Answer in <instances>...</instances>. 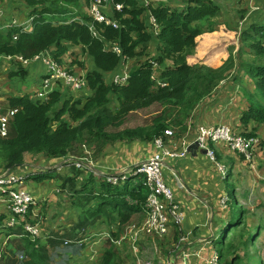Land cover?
<instances>
[{"label":"trees","instance_id":"1","mask_svg":"<svg viewBox=\"0 0 264 264\" xmlns=\"http://www.w3.org/2000/svg\"><path fill=\"white\" fill-rule=\"evenodd\" d=\"M25 1L32 7L29 15L33 19L29 30L21 32L16 27H10L5 34L0 32V56L19 55L23 60H30L34 56L54 48L52 57L56 58L66 52L65 44L81 45L87 60L90 61L88 69L85 71L89 95L86 98L79 96L73 101L70 98H65V93L55 91L51 92L45 101L32 100L28 96H7L6 109L16 110L11 118L7 137H0V167L8 170L21 167L25 157L23 154L26 152L43 154L49 158L50 162L65 157L73 150L75 142L83 139L84 134L107 144L121 143L120 140L126 137H138L130 139L131 141H152L166 128L155 127L149 133H146L143 128L136 129L138 127L123 128L127 121L126 118L130 114L146 110L152 105L162 102L181 104L187 102L186 99H190L189 102L195 104L202 97L212 93L215 89L214 86L224 80V74L219 70L211 69V67L226 62L233 64L231 54L226 60L224 59L225 61L217 60L219 62L215 66L209 64L208 68L201 64L199 59L191 57L194 56V52H205L206 58L216 54L211 51L207 43L211 38L210 33H213L214 30H208V33L205 34L194 26L197 22L212 18L219 12V7L210 2H198L194 6H187L183 11H178L164 3L156 7L151 4L146 7L139 4L137 0H114L115 3L123 6L121 12H115L112 17L118 22L119 27L113 29L96 25L99 36L94 38L88 30L89 17L86 15L77 14L75 16L80 22L71 18L68 23L66 20L65 23L63 21L54 23L53 18H48L49 15L59 13V5L79 7L78 0H52L49 5L45 4L43 7H39L36 0ZM70 1L75 4L67 3ZM144 12L151 13L157 22L159 32L155 37L146 33ZM13 36H16L15 40ZM152 39L155 41L158 51V58L154 59L159 66L157 79L166 85L157 87L152 82L150 79L152 67L148 60L129 70L125 84L113 83L110 75L117 70L121 58L108 50L111 44H117L124 56L132 58L143 55L145 49L143 45ZM240 40L247 45L249 51L253 52L255 58L264 57L263 22L251 23L247 30L241 33ZM140 45L142 49L136 52ZM166 61H170L172 66H167ZM242 69L254 81L255 94L259 99L257 101L249 99L250 104L247 111L242 113L240 122L243 125L248 123L264 124V65L247 63L242 65ZM24 72L18 66L15 73L22 74ZM111 99H114L116 107L110 110ZM63 115L68 116L70 123L65 121ZM75 122L78 124L73 126ZM142 135L144 138H141ZM244 135L253 136L252 133H244ZM72 171L74 170L72 169ZM54 173L50 170L32 172L27 181L42 183L54 179ZM87 174V178L93 175L88 172ZM70 178L67 180L70 183L78 180L77 176ZM136 178L135 187L138 188L128 191L125 186L120 191L119 186L108 185L103 180L101 188L105 191H102L101 195L98 192L93 193V196L100 197L101 201L98 203L96 213L91 210L86 212L89 217L108 212L107 210L110 208V213L119 217V221L116 222L122 225L127 223L134 214L142 213L147 191L142 181H138V177ZM130 179L123 184L126 185L134 181ZM81 181L80 192L84 191L85 185L91 180L81 179ZM30 192L33 194L31 190ZM27 220L30 222L29 216H27ZM228 221V227L221 234L224 238L229 233L228 228L229 230L233 229L235 225L230 219ZM27 237L22 236L21 238L23 250L27 254L25 264H63L49 263L44 259L43 253H40L44 248L39 245L37 240L31 241ZM72 246L68 245L67 247ZM115 248V246H111L106 249L101 254L98 264H119ZM217 255L221 260L222 255L218 253ZM234 260H230V263H234Z\"/></svg>","mask_w":264,"mask_h":264},{"label":"rangeland","instance_id":"2","mask_svg":"<svg viewBox=\"0 0 264 264\" xmlns=\"http://www.w3.org/2000/svg\"><path fill=\"white\" fill-rule=\"evenodd\" d=\"M3 1L4 0H0V12H4V8H2V5L4 6L5 4H7V0L5 2ZM50 1L52 0H36L39 7H43L45 4L49 5ZM79 1L80 0H78L79 7H71L70 5L63 4L59 5V11H66L74 16L77 14H80L81 16H88L87 0H81V4ZM191 1L193 0H181L180 3L172 2L170 3V5L175 6L178 4L176 9H180L179 11H183L187 6L193 3ZM246 1L250 2V0H237L236 6L240 7V5L238 6V4H241L242 2L245 3ZM71 2L72 1L67 3L71 4ZM151 2H153V0H148L149 4ZM209 2L214 3L215 5L217 3L219 6H221V8H219V12L212 18L205 19L194 24V26L199 28L205 34L208 33V30H214L213 33H210L211 38L207 41V43L211 48V51L213 53L216 52V54L210 58L208 57L203 59V61L208 60L211 66H215L219 61H225L228 55L231 54L233 60L232 65L230 64V62H226L224 64L211 67V69L219 70L224 74L223 81L225 85L233 84L234 82L237 83V81L241 82L242 85L240 86V90H236V93L240 98L239 104L247 105L248 103L249 105V99H251V101H257L259 98L255 94L256 92L254 89V84L250 82L253 80L244 73L242 65L247 63L264 65V57L259 56L255 58L253 52L249 51L250 49L247 47V45L241 42L240 35L243 31L247 30L251 23L264 22V0L257 4L258 9L249 8L243 10L234 8L235 0H228V2L226 0H212ZM18 3H20V0H8V4L12 5L18 13H23L24 11H22ZM22 3L26 5V2L22 1ZM138 3L141 4L140 1H138ZM73 4L75 3L72 2V5ZM253 5L256 4L253 3ZM179 6H181V8ZM226 6L229 9H227ZM152 35L153 37L156 36L154 33H152ZM81 54L82 56H84V51ZM193 54L198 55V57L202 58L205 55L196 52H194ZM141 56L142 58H146L143 55ZM191 57H193V59L195 58L194 56ZM89 62L90 61L87 60V57L85 62H80L84 68L83 70L86 71L88 69V67L85 68V65L86 63L88 65ZM209 63H206L204 66L209 67ZM13 66L15 68H13ZM16 66L17 63L15 60H0V76L5 77V80L2 81H6L7 78L10 79L13 75H18L20 76V80H23L24 76L22 74H17L15 73V71L12 73L10 72L11 69H17ZM217 86L218 83L214 86V88H216ZM65 88L67 89V92L70 91L67 87ZM233 90H235V88ZM239 91L242 92V95L238 93ZM250 91H253V93ZM70 93L71 95H69L68 92L69 97L67 98H70L71 101L76 100L77 95L80 94L78 92L72 91H70ZM86 95H88V93ZM7 96L16 97V95L14 94H8ZM204 98L206 97H202L200 100H203ZM185 101L187 102L181 104L174 102L157 103L146 110L137 112L135 114L132 113L126 118L127 121L124 123L123 128H143L146 133H149L155 127H164L171 129L177 126L180 129H186L187 126L189 124L191 125L192 123V112L199 101L195 104H191L189 102L190 99H186ZM83 102L84 101H82V103ZM114 103L115 101L111 99V102L109 104L110 110L115 108ZM0 106H6L5 101L1 102ZM5 109L6 107H0V112L2 110L3 112H5ZM62 117L65 119V121H68L70 123L67 115H63ZM77 124L78 122H75L73 123V126H76ZM254 125L257 126L260 124ZM134 138L126 137L120 140L122 141L121 143L107 144L105 142H101L100 140L98 141L97 139L88 137L84 134L83 139L75 142L73 150H71L68 155L63 158L65 159V161H62L60 165L56 166H52L51 164H49V158H47L43 154H34L27 152L23 154L26 158L24 157L25 161L22 166H27L30 169L28 171L29 173H31L32 171L41 172V170H43L44 168L56 173V177L50 180L46 185H44L45 183L43 182L37 183L35 181H25V186L28 189L31 184L35 185L36 187L33 193L38 197L34 194L33 195L35 201H37L36 203L38 205L39 212L41 210V222L40 237L34 240H37L39 245L44 248L40 253H43L44 259H46L49 263L98 264L101 254H103L106 249L114 246L113 241H118L119 238H121V236L124 234V230L127 224H138L145 219V214L143 212H140L131 216L129 218L130 220L127 223L121 225L116 222L119 221V217L114 213H110V208H108V212H102L99 215L96 214L95 217H89L88 213H86L90 210L95 211L96 213L98 203L101 201V198L93 196V193L98 192L101 195L105 191L103 188H101L103 181L101 177H98V164H102V162L108 160V157H110L111 155H109L108 157L106 156V158H104V155L101 156L103 148L107 145L113 146L114 144L120 145L119 148H121L125 144H131L132 142H134L130 140ZM141 138H144V135H142ZM213 149L216 151V161L220 165L224 164L222 161H225L226 157H224V153H227L226 149L219 143H215ZM229 153H231V157H234L233 154L239 156L238 154L233 152ZM217 154L218 158L219 154H221L222 156L219 160L217 159ZM74 157L85 159V163L89 166H92L93 169L97 172L95 174L91 173L93 175L87 178V172L89 171L80 172L75 171L74 169V171H72V168H70V162L74 160ZM119 163H122V161L120 160ZM250 163V161L243 162L244 165H250ZM46 164H48L46 166L47 168L43 167ZM133 164L134 162H131L130 165ZM57 168L59 169V171ZM21 169V174L25 175L24 168ZM130 169L131 168L127 169V171H129ZM6 170L8 169L3 168L2 166L0 167V173ZM15 171L18 172V170ZM225 171L226 173L222 176L223 178L225 177L224 181L222 182V188L228 199L226 203V212L230 215L229 218H226L225 220L227 221L229 219H232V222L235 223L238 213H240V208L233 199V189L230 185L231 181L229 180L231 177L230 175H232L230 173V169H227V167H225ZM74 176H77V181H74L72 183L67 181L68 179H71L70 177ZM135 178L136 177L130 179L134 180L133 182H130L126 185H120L118 189L121 191V189H124V186L127 191L132 190L133 188L137 189L138 187H135V183L137 182L135 181ZM81 179H83L84 181H88L89 179L91 180L85 185L84 191H82L85 193L80 192L82 186ZM139 179H141V176H138V181ZM4 217L5 209L3 208V203L0 202V221ZM48 217L49 219H47ZM61 218L62 220L65 219V223L61 222L57 227L63 226L62 230H58L57 227L56 231L50 228L51 220L54 219V222H56ZM64 230H70L71 234H69L68 236H62L61 234ZM232 230L233 231L231 233L228 228L230 234L225 238L224 236H220L216 240L211 239L213 251H215L219 255H222V259H218V264H264V229L261 234V231H257L258 236H256L254 239H249V244H244L243 238L246 237L247 231H244L243 227L238 228V231L236 233L234 228ZM112 233L114 236L112 235ZM218 233L219 231L217 232V234ZM21 238V230L13 229L5 231L0 226V264H25V261H27V254L23 250ZM65 241H69L68 245L73 246L67 247L68 245H64ZM176 241L177 240L172 241V243L169 244V247L166 248V238L162 240H159L155 237L144 239L142 238L137 244L139 245L138 252L136 255H134L132 253V247L128 244V241L124 240L122 246L115 248L118 257V259H116L119 264H143L146 262H150L151 264H165V261L169 256L171 259L177 253V248L174 247ZM73 250H75L76 252H72ZM233 255L236 256V259L234 260L235 262L230 263L229 259ZM22 256L23 260L20 259V257ZM192 260H194V258H192Z\"/></svg>","mask_w":264,"mask_h":264},{"label":"crops","instance_id":"3","mask_svg":"<svg viewBox=\"0 0 264 264\" xmlns=\"http://www.w3.org/2000/svg\"><path fill=\"white\" fill-rule=\"evenodd\" d=\"M5 1L6 0H4L3 2ZM22 1L26 2L25 0H20V3L18 4L20 5L22 11H24L23 13H18L12 5L8 4V0L7 4L9 6L7 4H5L4 6L2 5V8H4V12L1 11V13L2 18L5 22L10 23V21L14 19L19 22L27 23L28 25L31 24V22H29V19L32 16L29 15V12L31 11L32 7L27 5V3L26 5H24ZM137 1H140L141 4L143 3V0ZM209 1L212 0H193L191 2L197 4L198 2L207 3ZM226 1L228 2V0ZM236 1L237 0H235L234 8H237L238 10H243L249 8L258 9L257 4L259 2H262L263 0H250V2L246 1L245 3L242 2L241 4H238V6L240 5V7L236 6ZM79 2L81 4V0ZM163 2L166 6L172 9L175 7L174 9H176L178 4L172 6L170 5V3H180L181 0H153V2H151L150 4L151 6L156 7L161 3L163 4ZM193 3H191L190 5L194 6L195 4ZM253 3L256 5H253ZM150 4L148 3V6ZM216 5L218 4L216 3ZM179 7L181 8V6ZM217 7L221 8V6L219 5ZM226 8L229 9L227 6ZM176 10L179 11L180 9ZM58 12L59 13L54 15L48 14V18H53L54 23H60L61 21L65 23V20L66 23H68L71 18L72 20L76 19L79 21L78 17L69 14V12ZM106 13L111 17H114L115 15V12H113L111 6L108 7ZM143 19L146 27V33L152 35L153 32L150 31L148 23V12L143 13ZM6 32L8 31H5L4 34ZM143 46H145L143 56L146 58H142V56L127 58V60L121 62L117 70L110 75L111 79L114 75L121 74L123 72L128 73L132 67L142 63L146 59L158 58L156 43L155 41H153V39L146 42ZM65 47L66 52L54 59L61 63V65H63L66 69H68L69 72L78 76L85 77V70H83L84 68L80 63L85 62L86 60V54L84 53V56H82L81 54L83 53L82 46L67 43L65 44ZM141 49L142 46L140 45L136 49V52ZM46 52L53 56L54 48L48 49ZM199 54H205V52H200ZM194 57L199 59L200 63L203 65L209 63L208 60L203 61V59L206 58L205 55L203 58L198 57V55H194ZM0 60L16 61L17 69H11V73L14 71L16 72L18 70V66H20L21 69L25 71L24 73H22V75L24 76L22 81L20 80V76L18 75H13L10 79L7 78L6 81H2L5 80V77L0 76V103L5 101L6 105V99L8 94H14L16 96H28L29 99L32 100L37 99L38 92L41 91V84L46 74L45 66L37 61L29 60L28 62H22V57L19 55H1ZM166 63L167 66H172V63L170 61H166ZM86 65L85 68L88 67V65ZM13 68L15 67L13 66ZM222 81L218 83V86L214 89L212 93L206 96V98H204L203 100L199 101V103L194 107L192 112V123L194 124H189L186 129H180L176 126L173 127L172 130L174 131L176 136L175 140L179 141L182 137L186 140H191L194 138L196 128L198 126L211 127L223 124L229 126L236 133H241L243 135L244 133H252L253 136H257L260 139V145L253 153L250 165L243 164V162H246L243 157L237 156L235 154H233L234 157H231L232 155L231 153H229L231 151H229L224 145H221L226 149V152L229 153H224V157H226L225 161H221L224 163L222 164L224 167L230 169V173L232 175H230L231 177L229 180L231 181L230 185L233 189V199L240 208V213H238L234 225V230L236 233L238 231V228L243 227L244 231H247L246 237L243 238L244 244H249V239H254L256 236H258L257 231H261V234L264 229V124L255 126L253 123L243 125L240 122L242 113L247 111L249 106L248 103L247 105L239 104L240 98L238 97L236 90H240V86L242 84L241 82L237 81V83L234 82L233 84L225 85L224 81ZM250 82L254 84V81ZM234 88L235 90H233ZM53 91L58 93H65V98L71 95L70 91H68V95L67 89L59 85H53L51 92ZM250 92L253 93V91ZM78 93L80 94H78L76 98H79V96H81L82 98H86L87 93L89 95L88 90H86L85 92ZM238 93L242 95L241 91H239ZM114 106L116 107L115 103ZM3 110L0 112V114L3 112ZM6 110L7 109H5V111ZM114 145H107L103 148L101 156L104 155V158H106V156L108 157L109 155L111 156L108 157V160L102 162V166L106 167L111 163H115L118 165H125L131 163L133 159V154L135 152L134 150H137L139 147V144H137L135 147L133 146V148L127 145L122 146L119 149H115ZM118 146L120 147V145ZM221 157V154H219L218 158L217 154L218 160ZM120 160L122 161V163H119ZM47 165L48 164L43 167H46ZM170 167H173V170L175 171L177 176V180L171 181L170 178H168V180L173 186L178 200L184 206L186 220L183 224L184 226L182 227V229H188L187 231L192 230V238L190 239V241L193 243V245L195 244L196 249L199 245H201L198 243L208 242L207 244H209L206 248V252L202 254L200 259H196V261H194L192 260V258H189L187 262L188 264H204V259L208 257L209 250L211 249L213 251L211 239L216 240L218 237L221 236L222 232H224V229L228 227L227 224L229 221H226L225 219L229 218L230 215L229 213L227 214L225 209L224 211H222L221 207L219 206V198L221 194L224 193V190L222 188L223 181H220L215 165L213 163H210L205 157V155H202L201 153L191 154V156L188 157L186 160L176 163L174 165H170ZM21 168H25V166L18 167L15 170L21 171ZM54 176L56 177V173H54ZM98 177H101L103 181V177L100 174H98ZM49 181L50 180L44 181V185L49 183ZM29 188L33 192L36 187L35 185L31 184ZM28 216L30 222L38 224V227L40 229L41 210L39 212L37 203L31 209ZM47 219H49V217ZM230 220L232 221V219ZM61 222L65 223V219L62 220L61 218L58 219L56 222H54V219L51 220L50 228L56 231V227L59 226ZM57 229L62 230L63 226L57 227ZM218 231L219 233L217 234ZM230 231L232 233L233 230L230 229ZM69 234H71L70 230H64L62 231L61 235L68 236ZM178 234L179 229L174 226L171 230V234L165 237L167 240L165 245L166 248L169 247V244H171L172 241L177 240L176 238H178ZM229 234L230 232L226 236H228ZM232 259H236V256H231L229 261Z\"/></svg>","mask_w":264,"mask_h":264},{"label":"built area","instance_id":"4","mask_svg":"<svg viewBox=\"0 0 264 264\" xmlns=\"http://www.w3.org/2000/svg\"><path fill=\"white\" fill-rule=\"evenodd\" d=\"M143 5L148 7V1L143 0ZM109 6H111L113 12H121L123 7L122 4L115 3L114 0H89L87 7L89 22L87 27L94 38L99 36L96 25L113 29L119 27L118 22L106 13ZM32 19L30 17L29 22H32ZM148 23L150 31L157 34L159 27L151 13L148 14ZM30 25L14 19L7 23L3 20L0 12V32L2 34L8 31L10 27H16L21 32L28 31ZM13 39L15 40L16 36H13ZM108 50L120 56L121 62L127 60V57L122 54L117 44H111ZM30 60L42 63L46 70L45 78L41 84V91L38 92V98L35 100L45 101L51 93L53 85L67 87L72 92H85L87 90L85 77L69 72L48 52H42ZM28 61L23 60L22 62ZM148 63L152 67L150 79L157 87H164L166 84L157 79L158 62L154 59H149ZM127 78L128 73L123 72L114 75L111 80L115 84L123 85ZM15 112V109L8 108L4 113L0 114L1 138L7 137L10 121ZM171 129H164L161 135L149 142L134 141L131 144H125L124 146L129 145L132 148L139 144L138 149L134 150L132 159L134 164L118 165L111 163L106 167L98 164V174L103 177L106 184L114 187L123 185L131 177L141 176V181L147 191L143 204L145 219L138 224H127L124 234H121V238L118 241H113L114 246L120 247L123 241L126 240L133 249L132 253L136 255L139 246L137 244L142 238L155 237L162 240L171 234V230L175 226L179 229L178 238L176 244H174V247L177 248V253L171 259L169 256L165 264H188L189 258H194L195 261L200 259L209 244H207L208 242L198 243L201 245L196 249L195 244L193 245L190 241L192 230L182 229L186 220L184 206L178 200L173 186L168 180V178L171 181L177 180L176 173L170 165L186 160L191 154L206 151L205 157L210 163L215 165L217 173L219 172L220 181H224L225 177L223 178L222 176L226 173L225 167L216 161V151L213 149L214 144L224 145L229 151L243 157L245 161L251 162L253 153L260 145V139L257 136H246L236 133L229 126L219 124L211 127L198 126L193 139L186 140L182 137L177 141L175 140V133ZM114 148L119 149V146L115 145ZM63 158L52 160L50 164L52 166L60 165L62 161H65ZM70 168L80 172L89 171L88 173L93 174L97 172L92 166L85 163V159L75 157L70 162ZM129 168L131 169L127 171ZM24 170L25 175H22L21 171L17 172L14 169L0 173V202L3 203V208L5 209V217L2 219L0 226L5 231L20 229L21 236H28L29 239L34 240L40 237V229L38 224L30 223L27 220V216L37 201H35L34 195L25 186V181L29 174L36 171L29 173L30 169L27 166H25ZM43 170L46 169L44 168ZM227 201V195L222 193L219 198V206L222 211L224 209L226 211ZM130 203L132 202L130 201ZM68 244L69 241L64 242V245ZM20 259L23 260V256ZM143 264L151 263L146 262ZM204 264H218L217 253L210 249L208 257L204 259Z\"/></svg>","mask_w":264,"mask_h":264},{"label":"water","instance_id":"5","mask_svg":"<svg viewBox=\"0 0 264 264\" xmlns=\"http://www.w3.org/2000/svg\"><path fill=\"white\" fill-rule=\"evenodd\" d=\"M205 153H206V151H202V152H201L202 155H205Z\"/></svg>","mask_w":264,"mask_h":264}]
</instances>
